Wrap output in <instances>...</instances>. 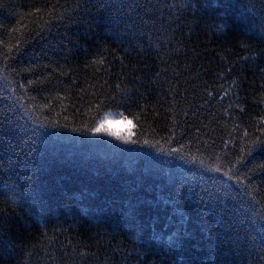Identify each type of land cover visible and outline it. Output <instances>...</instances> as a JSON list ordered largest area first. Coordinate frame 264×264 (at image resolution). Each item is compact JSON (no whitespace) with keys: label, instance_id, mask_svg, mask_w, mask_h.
<instances>
[{"label":"trees","instance_id":"obj_1","mask_svg":"<svg viewBox=\"0 0 264 264\" xmlns=\"http://www.w3.org/2000/svg\"><path fill=\"white\" fill-rule=\"evenodd\" d=\"M0 264H264V0H0Z\"/></svg>","mask_w":264,"mask_h":264},{"label":"rangeland","instance_id":"obj_2","mask_svg":"<svg viewBox=\"0 0 264 264\" xmlns=\"http://www.w3.org/2000/svg\"><path fill=\"white\" fill-rule=\"evenodd\" d=\"M102 122L106 123V126L113 132L118 133L120 136L129 137L132 133V124L130 120L122 117L117 112L106 113L98 122L96 123L94 129L99 126ZM94 135H109L107 133H98L93 130ZM113 136V135H109ZM116 137V136H115Z\"/></svg>","mask_w":264,"mask_h":264},{"label":"snow or ice","instance_id":"obj_3","mask_svg":"<svg viewBox=\"0 0 264 264\" xmlns=\"http://www.w3.org/2000/svg\"><path fill=\"white\" fill-rule=\"evenodd\" d=\"M96 132L98 133H107L109 135H113L116 136L118 139H122L125 140V142H127V137L124 136H120L118 133L111 131L107 126L105 122H102L99 126H97L94 129Z\"/></svg>","mask_w":264,"mask_h":264}]
</instances>
